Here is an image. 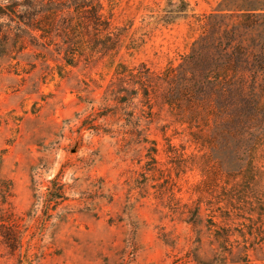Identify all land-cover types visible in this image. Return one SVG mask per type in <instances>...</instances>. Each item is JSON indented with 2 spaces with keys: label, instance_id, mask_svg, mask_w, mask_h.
<instances>
[{
  "label": "rangeland",
  "instance_id": "rangeland-1",
  "mask_svg": "<svg viewBox=\"0 0 264 264\" xmlns=\"http://www.w3.org/2000/svg\"><path fill=\"white\" fill-rule=\"evenodd\" d=\"M184 1L100 0L112 37L73 67L53 37L2 29L23 37L0 47V176L25 244L0 243V264H264V92L195 98L165 74L202 32L206 48L259 34L236 26L244 0Z\"/></svg>",
  "mask_w": 264,
  "mask_h": 264
},
{
  "label": "trees",
  "instance_id": "trees-1",
  "mask_svg": "<svg viewBox=\"0 0 264 264\" xmlns=\"http://www.w3.org/2000/svg\"><path fill=\"white\" fill-rule=\"evenodd\" d=\"M172 1L167 0L168 5ZM186 5L188 6L184 0H179L176 13L183 12ZM240 6V9L230 11L232 15L239 16L236 26L245 32L259 35L246 45L222 39L221 44L216 43L206 48L204 46L208 37L202 32L190 53L181 59V63L166 69L167 79H177L178 75L183 79L179 86L181 92L194 95L195 98L203 95L201 91L213 95L215 87L212 86V81L223 83V89L229 93L264 92V21L261 20L264 18V5L258 4L257 0H244ZM102 11L100 0H0V47L6 50L10 44L12 47L22 44L23 37L20 33H27V38L33 41L53 37L51 42L58 40L61 43L59 46L62 47L64 65L73 67L87 52H97L89 50V47L111 39L112 28ZM11 27L20 33L10 37V33L2 30H10ZM34 33L39 34V37L32 36ZM117 41L118 39L114 42L115 45ZM5 52L3 51L4 54ZM208 83L211 84L207 85ZM140 88L147 92L145 86L140 85ZM255 118L253 108L237 111V128L243 127L244 120L253 123ZM50 184L47 199L50 204L57 205L64 199L62 188L56 180H52ZM11 188L12 183L0 176V243L8 252L15 253L21 251L25 242L20 232L21 227L4 207ZM213 237L222 249L231 236L223 227L214 230Z\"/></svg>",
  "mask_w": 264,
  "mask_h": 264
}]
</instances>
